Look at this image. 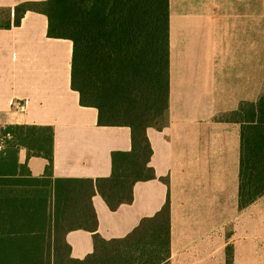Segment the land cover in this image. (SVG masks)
Here are the masks:
<instances>
[{"label": "crops", "instance_id": "crops-1", "mask_svg": "<svg viewBox=\"0 0 264 264\" xmlns=\"http://www.w3.org/2000/svg\"><path fill=\"white\" fill-rule=\"evenodd\" d=\"M45 1L0 0L11 25L0 28V127H51L53 178L107 179L111 154L131 149L130 129L100 126L97 110L80 105L70 85L72 43L47 36L46 16L27 11L12 26L16 5ZM235 1L240 7L218 13L217 0H168L167 122L145 131L155 179L136 182L132 201L115 210L95 189L90 201L102 242L96 246L87 230L65 231L61 242L70 251L51 252L44 257L50 264H264V195L239 207L241 125L227 119L264 94V43H250L242 6L248 0ZM14 100L24 103L22 113L10 111ZM8 140L0 151V170L8 172L0 179L18 177L19 167L23 175L42 177L48 161ZM11 146L16 169L7 159ZM167 201L164 254L162 239L144 234L159 227L146 221ZM7 226L14 223L0 222ZM15 226L33 231L17 235L18 242H41L38 222ZM32 249V264H39Z\"/></svg>", "mask_w": 264, "mask_h": 264}, {"label": "trees", "instance_id": "trees-1", "mask_svg": "<svg viewBox=\"0 0 264 264\" xmlns=\"http://www.w3.org/2000/svg\"><path fill=\"white\" fill-rule=\"evenodd\" d=\"M27 11L46 16L49 38L71 41L70 85L79 94L80 105L97 110L100 126L128 127L131 149L111 154L112 172L107 179L53 178L52 128L2 127L12 146L26 148L28 156L45 158L48 165L37 179L23 175L20 167L18 177L14 173L7 174L12 178L0 179V222L14 223L0 228V264H32V248L41 256L39 264H50L44 257L51 252L58 256L69 253V247L61 242V235L68 230H87L94 234L96 246L102 242L95 234L97 220L90 201L95 189L110 210L129 204L136 182L155 179L148 166L152 150L145 131L161 130L167 122L168 0L23 2L13 8L12 26H19ZM10 27L7 21L0 28ZM227 119L241 125L238 202L243 208L264 195V94L256 103H242ZM12 146L7 159L13 160L16 169ZM32 220L40 225L35 232L41 235V242L35 246L15 238L33 232L17 228L15 223ZM152 221L159 227L144 235L162 239L166 254L168 201L146 222Z\"/></svg>", "mask_w": 264, "mask_h": 264}, {"label": "rangeland", "instance_id": "rangeland-1", "mask_svg": "<svg viewBox=\"0 0 264 264\" xmlns=\"http://www.w3.org/2000/svg\"><path fill=\"white\" fill-rule=\"evenodd\" d=\"M240 7L235 0H217L218 13H227L230 7ZM248 8L249 15V37L250 43H264V0H248L242 5ZM8 21L7 11L0 10V27ZM9 136H4L0 127V141L6 147L9 143Z\"/></svg>", "mask_w": 264, "mask_h": 264}, {"label": "built area", "instance_id": "built-area-1", "mask_svg": "<svg viewBox=\"0 0 264 264\" xmlns=\"http://www.w3.org/2000/svg\"><path fill=\"white\" fill-rule=\"evenodd\" d=\"M25 110L24 103L20 100H14L10 104V111L13 113H22ZM3 149V142L0 141V151Z\"/></svg>", "mask_w": 264, "mask_h": 264}]
</instances>
